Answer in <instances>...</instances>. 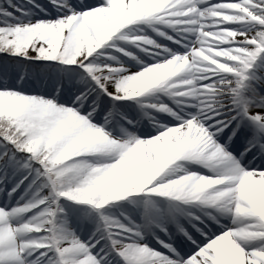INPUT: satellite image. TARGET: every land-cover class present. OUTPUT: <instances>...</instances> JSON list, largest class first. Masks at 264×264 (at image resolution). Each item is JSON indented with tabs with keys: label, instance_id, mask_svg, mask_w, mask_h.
Instances as JSON below:
<instances>
[{
	"label": "snow or ice",
	"instance_id": "snow-or-ice-1",
	"mask_svg": "<svg viewBox=\"0 0 264 264\" xmlns=\"http://www.w3.org/2000/svg\"><path fill=\"white\" fill-rule=\"evenodd\" d=\"M0 264H264V0H0Z\"/></svg>",
	"mask_w": 264,
	"mask_h": 264
}]
</instances>
